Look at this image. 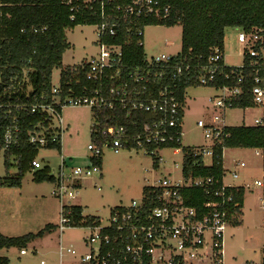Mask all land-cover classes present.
<instances>
[{"label":"built area","instance_id":"obj_1","mask_svg":"<svg viewBox=\"0 0 264 264\" xmlns=\"http://www.w3.org/2000/svg\"><path fill=\"white\" fill-rule=\"evenodd\" d=\"M78 8L74 0H64ZM93 10L99 6L103 20L97 24L99 52L90 59L82 61L86 69L85 77L94 86H85L81 94L61 98L62 89L53 87L55 94L52 102H14L0 98V154L20 149L25 139L40 149L49 143L62 144L65 124L62 108L65 104L87 105L91 108H110L120 106L127 111L151 112L156 115L142 125L136 121L132 126L111 124L94 129V136L88 144L91 152L88 165L74 163L72 156L61 154V162L56 173V188L53 194L60 202V219L57 229L60 231V243L57 250V264H224L223 236L238 211L243 210L242 201L235 192L239 187L245 190L251 184L234 182L239 178L237 169L224 166V150L229 133L225 122V111L235 107L244 92V63L231 66L226 63L225 52L215 48L207 62L195 61L181 52L174 56L146 55L136 65L124 63L123 45L106 42L105 36H116L118 27L123 23L131 24L139 18L149 16L164 20L169 16L170 5L161 0H132L126 5H118L124 14L109 16L105 11L106 0H83ZM144 29L137 33L144 36ZM262 27L246 31L241 28L238 41L250 56L261 54L256 44L262 42ZM140 44H144L140 40ZM256 65L255 62L251 63ZM264 68V64H262ZM254 86L251 89L253 101L264 105V75L254 69ZM235 79L234 84H216L219 78ZM187 83L189 87L214 86L219 94L209 100L213 102V112L197 124L203 130L205 143L193 147L195 155L201 157V163L212 165L215 158H221L223 170L220 177L204 175H186L183 171L184 152L181 142L183 134L184 105L179 97V87ZM42 112L45 119L32 127H26L25 118L35 112ZM55 118L58 123H55ZM262 123L256 118L255 124ZM246 124V123H245ZM254 125V124H246ZM140 148L153 156L159 164L164 161L158 153L164 148L177 154L183 153L182 176L180 179L164 178L145 187L141 200L133 199L129 205H118L111 209L108 223H77L74 219L73 203L79 195L80 187L95 171L102 174V165L96 160L102 159L106 150L119 153L121 149ZM257 155L264 151L257 148ZM13 158L10 157V159ZM211 160L207 163L206 159ZM9 159V160H10ZM238 166H245L243 159L236 160ZM32 170L42 168L41 160L35 157L31 161ZM177 166V164H176ZM229 170V171H228ZM227 173L233 181L227 178ZM261 189V206L264 224V171L261 178L253 181ZM198 187L207 199L200 208L188 205L184 190ZM90 230L83 237L82 247L65 243L63 234L69 228ZM28 247L20 249V255L28 254ZM35 254L38 250H33ZM52 260V259H51ZM41 258L37 263L55 264L54 261Z\"/></svg>","mask_w":264,"mask_h":264},{"label":"trees","instance_id":"obj_2","mask_svg":"<svg viewBox=\"0 0 264 264\" xmlns=\"http://www.w3.org/2000/svg\"><path fill=\"white\" fill-rule=\"evenodd\" d=\"M132 0H106L105 11L109 16L124 14L118 5H126ZM170 5L169 16L164 20H157L153 16L139 18L131 24L123 23L118 27L116 36H105L106 42L123 45L124 63L136 65L146 56L144 40L137 31L148 24H166L168 26L181 23L182 51L181 60L186 55L195 61L200 59L207 62L209 55L215 48L225 52V29L228 26H237L246 31L262 27L264 29V0H161ZM78 8L72 10V5L64 0H0V98L14 102H52L53 92L52 75L55 68H62L59 87L62 89L61 98L72 95L73 91L81 94L85 86L92 87L93 83L85 77L86 69L79 65H63V55L71 48L67 37V30L80 24H98L103 20L98 5L91 10L83 0H74ZM122 18V17H121ZM261 52L258 56H250L247 49L244 51L245 83L244 92L235 107L247 108L259 106L253 101L251 89L254 82V69L264 75V38L256 44ZM256 65L252 66L251 63ZM235 79L224 80L219 78L216 84H234ZM189 84L183 83L178 93L182 104H186V88ZM192 86H194L192 84ZM264 107V105H262ZM97 123L92 129L111 124H125L132 126L136 121L142 125L156 117L154 113L142 111H127L120 106L110 108H92ZM45 119L42 112H35L25 118L26 127H32L39 120ZM226 131L229 136L225 140L227 147L259 148L264 151V113L262 123L254 125H228ZM194 146L184 145V166L186 175H204L220 177L223 170L221 158H215L212 165L201 163V157L193 152ZM46 148L62 149V144L49 143ZM40 147L31 144L25 139L20 149H13L7 154L6 168L10 166V157H14L19 173L12 176L8 171L0 178V186L21 187L23 177L32 170L31 161L38 156ZM101 158L96 160L101 164ZM154 165L158 166L154 161ZM264 170V165H263ZM37 182H55L56 176L51 172L49 165L34 171ZM144 190L148 188L144 187ZM237 198L244 204L246 190L239 187ZM188 205L200 208L207 196L198 187L184 190ZM74 219L77 223L97 224L99 217L87 215L83 206H73ZM243 222V210L240 209L231 225L237 226ZM57 224H49L50 232L57 229ZM45 230L29 232L19 236H8L0 230V248H26L30 242L42 237ZM0 264H10V258L0 256Z\"/></svg>","mask_w":264,"mask_h":264},{"label":"rangeland","instance_id":"obj_3","mask_svg":"<svg viewBox=\"0 0 264 264\" xmlns=\"http://www.w3.org/2000/svg\"><path fill=\"white\" fill-rule=\"evenodd\" d=\"M144 49L146 55L174 56L182 51L181 23L172 26L166 24H148L144 26ZM240 27L228 26L225 29V59L231 66H240L244 61V45L238 41ZM67 37L72 44L63 55V65H79L99 52L97 24H80L67 30ZM62 68H55L52 83H60ZM214 86H192L186 92V104L183 117L184 145L197 146L205 143L203 130L198 126V119H205L213 112V102L209 99L219 94ZM65 130L62 134V149L42 147L38 158L43 165H49L56 175L61 162V154L72 156L75 164L88 165L91 152L88 144L92 139V129L97 123L94 111L87 105L65 104L62 108ZM264 107H233L225 111L228 125L255 124L256 118H262ZM55 123L58 119L55 118ZM258 149L248 147H227L224 150V166L237 169L239 178L234 182L251 184L246 189L243 204V223L230 225L224 231V264H264V224L261 206V189L253 181L263 176L264 158L257 155ZM164 158L158 166L154 165L153 156L140 148H123L119 153L106 150L102 156V174L95 171L80 187L79 195L73 203L83 206L87 215L100 217L102 223H108L111 209L118 205H129L133 199L141 200L144 187L164 178L180 179L182 176L183 153H173L172 149L159 151ZM243 159L245 166H238L236 160ZM6 156L0 154V178L7 171L15 176L19 173L14 157L6 168ZM210 163L209 158L206 159ZM177 164V166H176ZM34 171H28L23 177L21 187L0 186V230L8 236H19L29 232L45 230L42 237L31 241L28 254L20 255V248H0V256L10 258V264L37 263L41 258L54 261L60 243V231L47 230L49 224L56 225L60 219V202L53 194L55 182H37ZM229 171V170H228ZM227 178L233 181L227 173ZM90 230L77 227L65 230L63 241L81 244L83 237ZM38 250L35 254L33 250ZM47 251L50 254H47Z\"/></svg>","mask_w":264,"mask_h":264},{"label":"crops","instance_id":"obj_4","mask_svg":"<svg viewBox=\"0 0 264 264\" xmlns=\"http://www.w3.org/2000/svg\"><path fill=\"white\" fill-rule=\"evenodd\" d=\"M224 41H225V40H224ZM225 45H226V44H225ZM242 223H243V222H242ZM242 223H241V224H242ZM241 224H240V225H241ZM237 226H239V225H237ZM49 252H51V251H47V254H50Z\"/></svg>","mask_w":264,"mask_h":264}]
</instances>
